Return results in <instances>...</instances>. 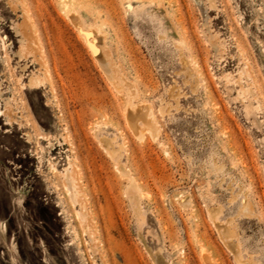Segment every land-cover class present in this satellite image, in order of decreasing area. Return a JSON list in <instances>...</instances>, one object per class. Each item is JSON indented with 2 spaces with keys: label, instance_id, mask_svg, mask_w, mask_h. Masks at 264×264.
<instances>
[{
  "label": "rangeland",
  "instance_id": "374dc122",
  "mask_svg": "<svg viewBox=\"0 0 264 264\" xmlns=\"http://www.w3.org/2000/svg\"><path fill=\"white\" fill-rule=\"evenodd\" d=\"M0 264H264V0H0Z\"/></svg>",
  "mask_w": 264,
  "mask_h": 264
},
{
  "label": "bare ground",
  "instance_id": "6f19581e",
  "mask_svg": "<svg viewBox=\"0 0 264 264\" xmlns=\"http://www.w3.org/2000/svg\"><path fill=\"white\" fill-rule=\"evenodd\" d=\"M75 12V11H74ZM75 16V15H74ZM73 22V21H72ZM80 22V21H79ZM78 23V22H77ZM137 110V109H136ZM135 111V110H134ZM134 114H132V115H130V124H131V126H132V128H134V115H135V113H137L136 115H137V117L139 118V119H142L143 120V114H142V112L140 111V112H133ZM8 126H13L12 124H7ZM105 141V140H104ZM65 172H67V170L65 171ZM65 177H66V182H67V187L69 188V190H71V188H72V184H73V180L70 178V176L68 175V174H65ZM71 196H72V194H71ZM82 224V223H81ZM3 229H5V228H3Z\"/></svg>",
  "mask_w": 264,
  "mask_h": 264
}]
</instances>
